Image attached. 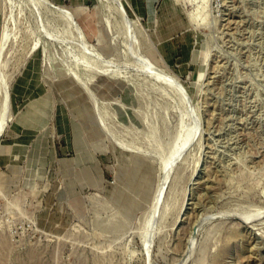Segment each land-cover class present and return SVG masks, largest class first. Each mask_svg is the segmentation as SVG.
I'll return each instance as SVG.
<instances>
[{
  "label": "rangeland",
  "instance_id": "rangeland-1",
  "mask_svg": "<svg viewBox=\"0 0 264 264\" xmlns=\"http://www.w3.org/2000/svg\"><path fill=\"white\" fill-rule=\"evenodd\" d=\"M46 1L82 38L0 0V264H264V0Z\"/></svg>",
  "mask_w": 264,
  "mask_h": 264
},
{
  "label": "bare ground",
  "instance_id": "bare-ground-1",
  "mask_svg": "<svg viewBox=\"0 0 264 264\" xmlns=\"http://www.w3.org/2000/svg\"><path fill=\"white\" fill-rule=\"evenodd\" d=\"M36 3H37V1L36 0H34ZM35 2H34V4H35ZM42 3H44L45 4V6L47 5L48 6V8L50 7V8H53V10H55V11H57L59 14H61L69 23H70V25L72 26V28H74L77 32H78V35L80 34V38H82V34H81V31H80V28H79V25H78V23L76 22V20L74 19V17H73V15H72V13L69 11V10H67L65 7H62V6H58V5H54V4H52L51 2H47L46 0H42L41 1ZM41 2H39V3H37V5H41V7H42V3ZM41 3V4H40ZM44 6V5H43ZM34 7H38V6H34ZM120 7V6H119ZM118 7V8H119ZM121 7H122V5H121ZM120 7V8H121ZM117 8V9H118ZM37 9V8H36ZM35 9V10H36ZM40 9V8H39ZM122 10V9H121ZM39 12H41V11H39ZM38 12V13H39ZM121 12H123V11H121ZM126 13V12H125ZM118 14H120V12H118ZM122 15H124V12H123V14ZM127 16V15H126ZM123 17V16H122ZM128 17V16H127ZM128 19V18H127ZM122 20V19H121ZM123 20H124V18H123ZM124 21H126V19L124 20ZM121 23H123V21L121 22ZM125 24V25H124ZM123 25V28H124V26L125 27H127V28H124V30L125 29H127V31H130L132 28H131V21L129 22L128 20L125 22V23H123L122 24ZM131 28V29H130ZM3 29V32H2V36H1V38H0V53L2 52V49L10 42V40H11V37H10V31L9 30H7V28H5V26H4V28H2ZM134 30V29H133ZM126 31V33H129V32H127ZM132 31V30H131ZM132 34V33H131ZM128 35H130V33L128 34ZM133 35H136V34H133ZM130 37V36H129ZM132 37H134V36H132ZM136 37V36H135ZM131 38V37H130ZM133 39V38H132ZM132 41V40H131ZM131 41H130V43H131ZM134 41H135V43H136V41H137V39L135 40V38H134ZM133 41V42H134ZM83 42V41H82ZM135 43H133L134 44V46H136L137 44H135ZM132 44V45H133ZM83 45H84V47L87 49V51L91 54V55H95L94 53H93V51L94 50H91L90 48H87L86 46H85V43L83 42ZM139 45V44H138ZM133 46V47H134ZM135 48V47H134ZM138 48H140V47H138L137 46V50H138ZM4 50V49H3ZM134 51L136 50V49H133ZM140 50V49H139ZM97 55V54H96ZM99 55V54H98ZM97 55V56H98ZM94 57H96V56H94ZM99 57H100V55H99ZM99 57H97V59H100ZM139 58H140V60H139V67H137V68H133L134 69V72L135 73H138V74H143V75H145V76H148V77H150V78H152V79H154V80H156L157 82H160L161 84H164V85H166L167 87H169V88H172L173 90H175L176 91V93H178V95L184 100L185 99V101L189 104L190 103V98H189V96H188V94H187V92L185 91V89H184V87L181 85V83L174 77V76H172L171 74H169L168 72H166V71H164L162 68H160L159 66H157L155 63H153L152 61H150L149 59H147L146 57H143V56H139ZM102 59V58H101ZM103 62H104V60H103ZM107 62V61H106ZM109 63V62H108ZM107 65V64H106ZM1 70V69H0ZM133 71V70H132ZM4 84V86L6 85L5 84V82H4V79H2V77H0V85H3ZM8 87V86H7ZM86 87V86H85ZM90 89V88H89ZM90 91V90H89ZM88 92V91H87ZM4 93L5 94H7V90L4 88ZM91 93V92H90ZM9 94V93H8ZM93 93H91V95H92ZM3 95V94H2ZM9 96V95H8ZM94 96V95H93ZM93 96H92V98H93ZM7 99H6V96L4 97V99H3V104H2V109H1V111L2 110H5L6 108L9 110V107H7V106H9V104L7 105V103L9 102H7L6 101ZM10 100V99H9ZM2 101V100H1ZM10 103V102H9ZM3 112V111H2ZM7 112V111H6ZM4 113V112H3ZM3 115V114H2ZM5 116H6V114H4ZM4 115H3V117H4ZM0 116H1V113H0ZM1 118V117H0ZM1 120H3L2 122L4 123V121H5V119L3 118V119H1ZM0 120V121H1ZM7 121V120H6ZM5 121V122H6ZM1 123V122H0ZM2 123V124H3ZM0 125V127L1 126H3V125H5V124H3V125ZM198 125V124H197ZM3 128H4V126H3ZM197 127H195V129H196ZM5 129V128H4ZM191 132H194V131H191ZM0 134H1V132H0ZM195 134V133H194ZM190 136H191V134H189ZM189 136V137H190ZM187 138L188 140H190V138H192L193 137V133H192V136L190 137V138ZM188 140H185V141H187V143H189L188 142ZM185 143V142H184ZM187 143H186V145L185 146H187ZM182 146H184L183 144H182ZM181 147V146H180ZM179 147V148H180ZM179 148L177 149V150H179ZM186 147H184V149H185ZM176 149L175 150H173V152H174V154H173V152L171 151V154L173 155H170L171 156V158H170V160H168L169 162L166 164V165H164V167H163V169H162V173H164V174H162L163 176H165V177H163V179L162 180H160V181H162V183H161V185H160V182H158L159 183V188H158V190H156L157 192H155L156 193V197H154L155 198V206H154V208L156 207L157 208V206L159 205V204H161L160 202L163 200V198H164V195H165V184H166V182H167V180H169L168 179V176H169V173H170V171H171V169H172V166H173V164H174V162H176V160H178L177 158H179V155H181L180 154V152H183V150L184 149H182V147L180 148V152L178 151V153H176L177 151H176ZM176 151V152H175ZM176 153V154H175ZM168 157H169V155H168ZM167 159H169V158H167ZM166 162H167V160H166ZM166 162H163V164L164 163H166ZM178 163V162H177ZM162 168V167H161ZM173 171H174V169H173ZM172 172V171H171ZM168 183V182H167ZM169 185V184H168ZM157 186V187H158ZM152 207V206H151ZM153 208V207H152ZM151 210H153V209H151ZM158 212V211H157ZM150 214V212L148 213V215ZM215 214V213H214ZM150 215H151V218H149L150 217ZM149 216H148V219H150V221H149V227H151V231L153 230V228H152V226L155 224L154 222L156 221V213L154 212V214H150ZM211 215V214H210ZM212 215H213V213H212ZM218 215H220V212H219V214ZM223 215V214H222ZM225 215V214H224ZM215 216H216V214H215ZM148 219H147V221H145V222H148ZM201 222H202V220H201ZM154 223V224H153ZM157 223V222H156ZM200 223V222H199ZM198 224V223H197ZM197 224H195V226L197 225ZM146 225V224H145ZM154 226H156V225H154ZM199 227V226H198ZM194 228V227H193ZM155 229V228H154ZM198 229V228H197ZM147 230V228L145 229V231ZM151 231H150V235H151ZM195 232H196V230H194ZM153 232V231H152ZM193 232V231H192ZM156 233V232H155ZM194 233V232H193ZM147 234V233H146ZM146 234H144L143 233V235H146ZM192 235H195V233L194 234H192ZM192 235H190L189 237H191ZM145 237V236H144ZM143 237V238H144ZM147 237H149V234H148V236ZM193 237V236H192ZM149 238H151V236L149 237ZM153 238H155V236L153 237ZM194 238V237H193ZM145 239V238H144ZM147 239V238H146ZM190 239V238H189ZM152 240V239H151ZM145 241V240H144ZM190 241V240H189ZM188 241V242H189ZM192 242H193V240H191ZM191 241L189 242V245L188 246H190V244H191ZM148 242H149V240H148ZM154 242V241H153ZM143 244H144V242H143ZM146 244H148L147 242H146ZM150 244H151V242H150ZM153 245V244H152ZM144 246H145V244H144ZM143 246V247H144ZM147 246V245H146ZM145 246V247H146ZM193 246V245H192ZM192 246H190V248H194V247H192ZM152 246H150V248H151ZM149 248V247H148ZM148 248H146V249H148ZM152 251V250H151ZM193 251V250H192ZM147 253H148V251H147ZM189 254H190V252H189Z\"/></svg>",
  "mask_w": 264,
  "mask_h": 264
}]
</instances>
